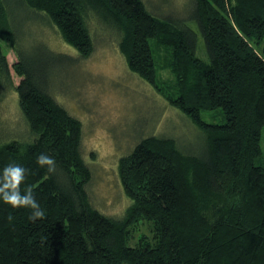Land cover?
Wrapping results in <instances>:
<instances>
[{
	"label": "trees",
	"instance_id": "trees-1",
	"mask_svg": "<svg viewBox=\"0 0 264 264\" xmlns=\"http://www.w3.org/2000/svg\"><path fill=\"white\" fill-rule=\"evenodd\" d=\"M191 7L204 52L193 29L156 17L142 0H0V42L16 55L10 65L0 43V101L16 91L30 134L5 141L0 132V172L23 166L21 192L31 186L46 213L33 222L30 208L0 200V264H264V0H191ZM89 13L119 32L129 70L203 134L200 153L150 135L120 158L130 199L120 218L92 206L81 122L52 94V67L64 54L41 41L32 52L20 44L21 24L45 21L86 57ZM160 48L170 74L163 82ZM216 108L224 122L204 121L201 110ZM41 153L55 159L54 173L37 164Z\"/></svg>",
	"mask_w": 264,
	"mask_h": 264
},
{
	"label": "rangeland",
	"instance_id": "rangeland-1",
	"mask_svg": "<svg viewBox=\"0 0 264 264\" xmlns=\"http://www.w3.org/2000/svg\"><path fill=\"white\" fill-rule=\"evenodd\" d=\"M142 2L156 17L164 19L167 16L193 29L197 33L198 48L205 51L196 20L190 14L191 0ZM15 20L20 26L18 17L15 16ZM87 20L93 50L86 57H81L75 48L65 43L55 27L45 21L21 24L20 44L32 52L41 41L51 50L64 54L63 61L52 67L49 80L52 94L81 122L80 150L91 172L87 193L92 206L107 216L120 218L130 204L119 179L120 158L130 153L139 140L150 135L173 138L183 151L200 153L203 134L186 114L129 70L118 49L116 29L105 25L94 13H89ZM0 43L11 65L16 55L4 42ZM155 55L159 81H168L166 53L160 48ZM11 73L16 84L19 77L12 69ZM11 91L0 101L1 138L28 140L30 134L18 106L17 93ZM201 117L209 123L225 120L220 108L203 109ZM260 145V161L264 164V128Z\"/></svg>",
	"mask_w": 264,
	"mask_h": 264
},
{
	"label": "clouds",
	"instance_id": "clouds-1",
	"mask_svg": "<svg viewBox=\"0 0 264 264\" xmlns=\"http://www.w3.org/2000/svg\"><path fill=\"white\" fill-rule=\"evenodd\" d=\"M36 162L41 167H47L49 173L56 170L55 159L45 153H41ZM26 171L23 166L15 163L3 168L0 172V200L13 208H30L32 212L29 218L35 222L44 219L46 213L35 199L31 186L21 192L20 186L25 180Z\"/></svg>",
	"mask_w": 264,
	"mask_h": 264
}]
</instances>
